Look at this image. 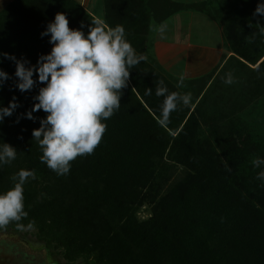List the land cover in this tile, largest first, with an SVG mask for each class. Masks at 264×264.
I'll use <instances>...</instances> for the list:
<instances>
[{"label": "trees", "instance_id": "obj_1", "mask_svg": "<svg viewBox=\"0 0 264 264\" xmlns=\"http://www.w3.org/2000/svg\"><path fill=\"white\" fill-rule=\"evenodd\" d=\"M220 1L101 0L106 26L123 25L127 40L148 60L131 69L119 111L103 121L107 130L101 142L92 155L72 161L69 174L58 176L42 164L39 146L26 150L22 164L37 174L31 183L48 187L43 193L25 184L28 215L0 227L1 233L36 231L49 258L60 257L54 264H264V182L256 179L264 166L252 164L264 158V147L240 138L239 132L214 138L203 133L196 101L204 97L209 77L184 80L194 92L193 102L172 112L167 128L156 119L163 102L155 95L158 81L169 92L180 91L179 79L163 72L151 54V36L155 26L182 11L206 14L219 25L232 54L255 71L264 69V44L250 45L247 25L235 17L238 5L223 13ZM57 12L66 15L71 29L83 24L85 33L96 19L75 0H12L0 11V53L36 65L51 50L50 37L41 33ZM0 61V70L10 77L0 88V106L16 97L19 107L12 116L30 111L44 85L21 93L15 88V64ZM146 88L152 89L151 96L145 95ZM46 115L33 113L30 140ZM12 116L0 123V142L17 149L19 143L11 142L4 128ZM175 167L186 175L165 189ZM12 187L9 182L4 192ZM161 192L153 216L138 221L139 208L154 203Z\"/></svg>", "mask_w": 264, "mask_h": 264}, {"label": "clouds", "instance_id": "obj_2", "mask_svg": "<svg viewBox=\"0 0 264 264\" xmlns=\"http://www.w3.org/2000/svg\"><path fill=\"white\" fill-rule=\"evenodd\" d=\"M253 15L264 17V0L257 4ZM257 26L259 33L264 35V27ZM83 28L81 24L80 28L71 29L66 15L57 12L41 33L42 38L50 37L51 50L40 55L36 65L0 53V57L15 64V88L21 93L33 90L37 84L44 85L33 97L36 103L24 118L35 121L33 113L41 110L47 114L39 120V127L31 135L41 150L40 162L58 176L69 174L71 162L77 157L93 154L107 130L103 121L110 119L121 107L122 89L128 87L131 69L148 60L146 54L137 53L127 40L123 25L109 27L97 17L87 33ZM153 31L160 39L167 38L165 26H155ZM9 79V75L0 70V88ZM235 82L231 72L225 74L226 85ZM176 86L185 87L183 76ZM145 95L151 96L152 89L146 88ZM155 95L163 97L160 115L156 117L163 128L170 124L172 112L181 105L189 107L193 102L190 92H169L163 80L158 81ZM15 101L16 97H13L7 107L0 106V123L19 107ZM17 155L13 146L0 142V167L11 164ZM252 164L261 168L264 158L256 157ZM30 179H37L36 171L21 169L13 177V187L0 193V227L27 217L24 185ZM256 179L264 182V170L257 173Z\"/></svg>", "mask_w": 264, "mask_h": 264}, {"label": "rangeland", "instance_id": "obj_3", "mask_svg": "<svg viewBox=\"0 0 264 264\" xmlns=\"http://www.w3.org/2000/svg\"><path fill=\"white\" fill-rule=\"evenodd\" d=\"M75 1L95 18H102L101 0ZM254 1L259 2H253L251 6V2L247 1L242 5L239 0L220 1L223 13H229L231 7L238 5L235 9V17L247 25L251 35L250 45L251 43L264 44V35L259 33L257 26L259 24L260 27H264V17L253 15L257 4L262 0ZM7 2L9 0H0V11L10 3ZM261 36L262 38H259ZM253 68L254 66L241 62L237 58L228 62L212 81L210 88L203 92L204 97L201 99V96L196 101V104L200 102L199 119L205 135L214 138L222 133L239 132L241 135H237L240 138L249 137L251 142L264 147V69L255 71ZM228 72L233 74L236 81L232 85L224 83L225 74ZM179 91L181 94L190 92L193 97L194 92L188 87L179 88ZM26 112L28 111H18L10 121L6 122L4 127L5 132L10 136V141H17L20 146L16 149L17 159L9 165L0 167L2 174L0 176V193L4 192L9 182L14 184L13 177L19 170L25 169L22 159L26 150L38 147L35 140H30L27 137L29 120L24 118ZM173 171L165 189L173 183L181 181L186 175L181 167H175ZM26 185H30L33 191L43 193L48 187V184L35 185L31 183V179ZM163 192L156 197L154 203H147L139 208L136 213L138 221H146L153 216L155 205L161 200ZM59 259L60 257L57 255L54 259L49 258L44 250V243L38 240L34 230L23 228L18 232H0V264H54ZM77 264H82V262Z\"/></svg>", "mask_w": 264, "mask_h": 264}, {"label": "crops", "instance_id": "obj_4", "mask_svg": "<svg viewBox=\"0 0 264 264\" xmlns=\"http://www.w3.org/2000/svg\"><path fill=\"white\" fill-rule=\"evenodd\" d=\"M172 1L194 4L205 0ZM161 25L166 28L167 38L160 39L153 31L151 54L170 77L183 76L185 81L209 77V88L228 62L239 59L226 48L219 25L202 12L182 11Z\"/></svg>", "mask_w": 264, "mask_h": 264}]
</instances>
